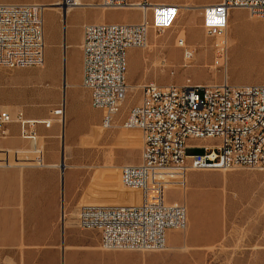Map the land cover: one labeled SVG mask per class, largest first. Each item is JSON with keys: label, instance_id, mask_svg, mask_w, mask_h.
I'll return each instance as SVG.
<instances>
[{"label": "built area", "instance_id": "1", "mask_svg": "<svg viewBox=\"0 0 264 264\" xmlns=\"http://www.w3.org/2000/svg\"><path fill=\"white\" fill-rule=\"evenodd\" d=\"M134 2V1H133ZM130 0H100L104 9L130 8ZM78 0H62V7L80 6ZM144 19L139 23L100 22L83 26L82 87L90 93L91 106L102 112L105 127H111L127 93V51L144 47L149 28L171 29L180 8L173 2L139 0ZM245 9L264 19V0H219L202 10L204 30L215 37V64L227 60V28L230 13ZM45 6L40 2H0V67H40L45 63ZM63 10V9H62ZM149 13V17H147ZM63 105L52 110L63 115ZM17 124L23 140L36 158L0 150V167L44 166L39 147V126L44 119L29 118L23 111H0V138ZM142 132L141 159L121 167L124 187L140 192L139 205H93L79 208L77 224L96 229L105 250L160 251L167 244L168 230H183L188 224L187 207L167 200V186L184 184L189 172L227 170L236 167L264 169V79L260 83H192L142 85L141 101L123 123ZM203 148L188 155V141ZM17 164V165H16Z\"/></svg>", "mask_w": 264, "mask_h": 264}, {"label": "rangeland", "instance_id": "2", "mask_svg": "<svg viewBox=\"0 0 264 264\" xmlns=\"http://www.w3.org/2000/svg\"><path fill=\"white\" fill-rule=\"evenodd\" d=\"M57 1L62 0H0V2L17 3L40 2L44 5H52ZM82 1L98 3L100 0ZM164 1L177 4L188 3L193 8L180 9L178 20L171 29L159 31L149 28L147 47L133 48L134 50L127 55V71L131 62L130 72L132 73L131 79L128 72L126 74L127 84L129 79L141 86L148 82H155L161 86L180 85L187 79L199 84H214L224 80L231 84L263 81L261 79L264 76V19L252 17L247 10L241 9L252 23L248 27H231L230 15L227 31L228 57L227 62L224 61L220 65L215 64L214 61L215 37L204 30L202 11L196 8L205 0ZM206 1L215 3L219 0ZM56 11H58L57 16L51 10L44 11L47 44L45 59L49 64L51 61L59 63V82L54 84L42 75L46 62L40 67H0V71L8 74L6 78L9 82L8 96L13 109H30L36 115L29 118L54 117L56 119V124L51 127L39 126V129H42V131L39 130V147L45 158V164H59V166L43 167L54 168L56 171L59 179L56 194L62 202V210L65 206L67 212H75L73 216L68 215L66 219L70 218L77 223V214L82 205H119L122 201L123 191L127 189L121 185V167L138 163L143 145L142 132L137 129H126L123 123L131 109L140 102L142 87L128 88L125 103L115 116V127L103 128L102 116L98 117L83 103L81 91L88 90L82 85L80 87L72 85L80 78L72 47H69L67 51L68 63L67 71H65L64 44L69 43L76 35L75 27L77 26H73V23H80L97 16L100 17L98 22L123 23L128 21L126 15L131 9H109L102 14L101 9L77 7L67 16L66 21L64 11L58 8ZM241 11L233 10L231 14L239 19L243 13ZM66 27H68L67 40H65ZM182 31H185L184 38L189 46L187 50L193 52L190 58L184 57L185 48L176 46L178 38L183 36H181ZM161 55L168 61L166 68L158 64V57ZM184 60L187 61V66H173V64L179 65ZM24 70H33L36 73L34 79L26 81L24 86L29 89L28 91L23 89L24 94L20 97L17 92L19 83L14 75L15 72ZM66 81L71 85L66 89L67 103L65 104ZM19 103L23 106H17L22 105ZM61 105L67 108L64 125L62 121H59L60 116L51 114L52 110ZM3 110L10 109L3 108ZM16 112L14 110L13 113ZM83 117L91 120L93 126L91 127L88 122L84 124ZM195 144L197 142L194 140L188 141L186 149L188 155L203 152V148H196ZM37 155L39 154L31 153L29 156L33 159ZM62 160L70 165L63 171ZM110 162L114 164L111 172L107 168ZM27 164L36 163L31 161ZM71 165H75V168ZM106 171L109 176L108 192L102 191L101 188V182L104 180L101 179V175ZM167 189H169L167 200L185 204L188 212L187 227L183 230H175L177 232H173L170 238L177 241L189 233L194 237V240L189 241L188 244L181 240V245L168 264H245L247 250L253 248L256 259L258 250L264 248V169L236 167L227 170L189 172L184 184H172L167 186ZM137 193V196L129 195L128 198L123 199V202L126 204L141 202L140 192L137 191ZM77 204L78 207H76ZM62 215L61 221H64ZM209 238L212 241L211 245L205 247L208 256L204 260L203 256L202 259L200 258L199 252L203 250L201 245L204 240ZM167 247L168 240L165 249L160 251H134L165 252Z\"/></svg>", "mask_w": 264, "mask_h": 264}, {"label": "crops", "instance_id": "3", "mask_svg": "<svg viewBox=\"0 0 264 264\" xmlns=\"http://www.w3.org/2000/svg\"><path fill=\"white\" fill-rule=\"evenodd\" d=\"M152 1L168 2L164 0ZM80 2L84 3L85 1L80 0ZM206 4H210V1L205 0L200 5ZM74 9L66 13L65 21ZM47 10L53 11L57 16L58 11L56 9ZM234 10L241 11V9ZM106 11L101 10L102 14L106 13ZM127 12L128 21L123 23H139L144 18L142 11L138 8ZM231 13V27H248L252 23L246 18L244 12L239 19H236V16L234 17ZM98 20H100V17L97 16L72 24L77 26L75 27L76 35L69 43L66 42L64 44L65 71H67V51L69 47H72V53L79 69V81L72 85L80 87L82 83L83 53L81 44L83 41V26L86 23H100ZM67 28L65 40H67ZM132 50L134 49H128L127 55ZM45 62L46 67L42 71V75L49 78L54 84L58 83L60 79L59 63L51 61L49 64L46 59ZM130 66L131 62L127 71L131 79ZM35 73L33 70L15 72L14 77L19 83L17 92H19L20 97L24 94L23 89L28 91L29 87H25L24 84L26 81L34 79ZM7 76L6 72L0 71V111L3 108H9L11 113L15 110L17 112L23 111L28 117L35 116L36 114L30 109H13V104L8 96L9 82L6 79ZM130 79L127 84L129 87L139 88L141 86V84H135ZM263 79L264 76L261 81ZM70 85L69 82H65V104L67 103L66 89ZM81 97L86 107L91 108L98 117L102 116L100 110L92 108L89 91H81ZM17 106H23V104ZM63 110V118L65 119L67 115L66 106H64ZM47 119H50V121H47ZM44 120L50 122L49 127L56 124L54 117H48ZM82 121L84 124L88 122L91 127L93 126V122L85 117H83ZM39 130L42 131L41 128ZM9 131L10 134L7 137L0 138V150H8L12 154L21 152L23 158L31 159L29 156L32 149L31 145L20 137L18 125H10ZM197 144H202V142L199 141ZM134 156H136V153H134ZM139 159H141V151ZM63 162L65 167L70 166L64 160ZM43 165L59 166V164H45V162ZM71 167L75 168V165H71ZM108 178L107 171L102 172L101 179H104L101 182L102 191H109ZM58 186L59 179L54 168L34 165L0 167V264H168L179 245H181V240H184L185 244L194 240L193 235L189 233L180 240L173 241L170 236L177 231L171 229L167 231L168 249L165 252L141 253L134 250H105L101 247L98 230L82 229L74 220L66 219L68 215L73 216L75 212H67L65 206L62 210V202L56 194ZM129 195L131 194L123 191L122 201L119 202V205L126 204L123 199L128 198ZM76 207H78V204ZM61 215L62 219H65L64 221H61ZM211 241V238H209L204 240L201 245L203 247V250L199 252L201 259L203 256V259L206 260L208 253L205 247L211 245ZM256 256L255 259L253 248L247 250L245 253V264H264V248L258 250Z\"/></svg>", "mask_w": 264, "mask_h": 264}, {"label": "bare ground", "instance_id": "4", "mask_svg": "<svg viewBox=\"0 0 264 264\" xmlns=\"http://www.w3.org/2000/svg\"><path fill=\"white\" fill-rule=\"evenodd\" d=\"M79 2H80V0H78ZM133 4L130 6V8H127V9H134V8H138V9H140L141 11H142V8H141V6L139 5V0H130ZM134 1V2H133ZM81 3V5L80 6H75V7H72V6H67V7H60V5L62 4V1H59V2H56L55 4H52V5H44L45 6V10H47V8H48V6H50L48 9H59L60 11H61V9H63V11H64V16L66 15V13L68 12V11H70L71 9H74V8H77V7H81V8H97V9H101V10H108V9H104V8H101V7H99V6H97V3H95L94 1H88V2H84V3H82V2H80ZM177 5H179V8L180 9H190V8H193V6H191L190 4H177ZM207 5V4H206ZM205 7V5H201V6H199V7H196L198 10H200V11H202L203 10V8ZM44 10V11H45ZM142 13H143V11H142ZM143 17H144V15H143ZM147 17H149V13H147ZM144 19V18H143ZM250 28H261V27H250ZM227 31H228V28H227ZM180 34V33H179ZM183 35V36H182ZM227 35H228V33H227ZM227 35H226V38H227ZM181 36L182 37H180V38H178V41H177V44H176V46H179V47H182V48H185L186 50H185V52H184V57H186V58H190V57H192L193 56V52L192 51H190V50H187V48L189 47L188 46V44H187V42L185 41V38L184 37H186L185 36V31H182L181 32ZM156 37H159V36H156ZM147 45H148V35H147V40H146V43H145V45H144V47L143 48H145V47H147ZM227 45H228V40H227ZM159 59H158V64L161 66V67H163V68H166L167 66H168V61H167V59L165 58V56H163V55H161V56H159L158 57ZM225 62H227V61H225ZM156 65H157V63H156ZM188 65V63H187V61L186 60H184L182 63H180L179 65H174L173 64V66L174 67H185V66H187ZM220 65H221V63H220ZM142 87V86H141ZM127 88H129V86L127 85ZM141 101V100H140ZM5 111H9V110H5ZM10 112V111H9ZM64 110H63V115L62 116H60V118H59V121L61 122L62 121V123H63V125H64ZM62 119V120H61ZM102 121V120H101ZM102 127L103 128H105V129H111V128H114L115 127V122L111 125V127H105L103 124H102ZM63 167H65V165H64V162H63ZM107 168H108V170H109V172H111L112 170H113V168H114V164L113 163H111L110 162V164H108L107 165ZM112 177V176H111ZM121 185H122V187L123 188H125V189H127V190H129V191H124V192H126V193H128V194H132L133 196H137L138 195V193H137V191L138 190H136V189H129V188H126V187H124L123 186V184H122V180H121ZM131 190H133V191H131ZM123 195V194H122ZM118 196H120V195H118ZM141 202H137V203H127V204H131V205H139ZM127 204H121V205H127ZM174 230H176V229H174Z\"/></svg>", "mask_w": 264, "mask_h": 264}, {"label": "water", "instance_id": "5", "mask_svg": "<svg viewBox=\"0 0 264 264\" xmlns=\"http://www.w3.org/2000/svg\"><path fill=\"white\" fill-rule=\"evenodd\" d=\"M62 138H63V136H62ZM62 164H63V160H62V163H61V166H62L61 168H62V171H63V169H64L65 167H63ZM62 182H63V172H62Z\"/></svg>", "mask_w": 264, "mask_h": 264}]
</instances>
